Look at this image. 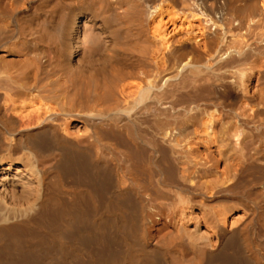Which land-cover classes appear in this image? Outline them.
Masks as SVG:
<instances>
[{"label": "bare ground", "instance_id": "1", "mask_svg": "<svg viewBox=\"0 0 264 264\" xmlns=\"http://www.w3.org/2000/svg\"><path fill=\"white\" fill-rule=\"evenodd\" d=\"M0 264H264V0H0Z\"/></svg>", "mask_w": 264, "mask_h": 264}]
</instances>
